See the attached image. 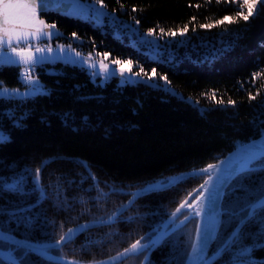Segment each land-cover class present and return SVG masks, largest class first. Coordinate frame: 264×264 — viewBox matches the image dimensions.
<instances>
[{
  "label": "trees",
  "instance_id": "trees-1",
  "mask_svg": "<svg viewBox=\"0 0 264 264\" xmlns=\"http://www.w3.org/2000/svg\"><path fill=\"white\" fill-rule=\"evenodd\" d=\"M84 2L85 13L55 14V22L85 52L119 60L111 66L115 74L93 79L85 66L66 63L57 75L42 76L40 93L0 97V133L6 138L0 143V229L37 242L58 240L81 222L105 219L126 202V191L216 162L264 132L259 2L245 21L231 0H104L110 15L102 22L89 11L93 0ZM128 61L131 72L122 77L119 68L128 69ZM18 75V67L0 66V86L21 90L25 85ZM256 165L227 187L211 252L241 220L240 210L264 189V162ZM205 178L190 176L141 196L115 222L87 229L51 251L89 262L149 233L146 241ZM196 223L189 219L149 255L144 251L119 264H183ZM0 247L15 245L0 240ZM15 255L23 264H60L22 247ZM242 261L264 264V215L250 217L236 244L213 264ZM0 264L12 262L0 257Z\"/></svg>",
  "mask_w": 264,
  "mask_h": 264
},
{
  "label": "snow or ice",
  "instance_id": "snow-or-ice-1",
  "mask_svg": "<svg viewBox=\"0 0 264 264\" xmlns=\"http://www.w3.org/2000/svg\"><path fill=\"white\" fill-rule=\"evenodd\" d=\"M84 0H0V66L5 64L16 65L24 64L29 66V72L22 76V80L25 84L30 85L31 88H38V81L35 80L30 74L31 69L35 68L37 65L46 62L52 58L53 53H63L65 51L64 46L56 45L53 48L51 45L47 47H36L34 50L32 48V43L41 41H50L52 37L58 36L59 33L54 31L55 25L47 24L43 19L40 18V12H47L49 10L50 4H55L59 9L63 5L77 6L83 4ZM219 2V0H217ZM257 2L261 4V12H264V0H231V3L236 5L237 15L243 20L247 21L250 16L254 15V9L256 8ZM119 3V0H117ZM98 4L99 7L94 5ZM107 5L104 4V0H93V7L89 9L97 18L110 15L105 9ZM245 8L247 9V14H244ZM81 12L84 11L83 8L80 9ZM73 14V13H66ZM115 19V17H113ZM217 23H223V21H217ZM201 28H211L212 24H201ZM149 29V33H151ZM163 31V30H162ZM172 34V33H170ZM73 36L76 34L73 33ZM183 35V33H181ZM27 45V47H20V45ZM70 48V46H69ZM8 49V51H5ZM74 51V50H73ZM80 53H76L77 57H80ZM91 54L89 57L81 58V63L87 62L92 69V75L97 76L101 73L104 74L105 79L114 75L116 72L115 68H111L109 64L99 61V67L97 68V63L91 60ZM113 64H120L119 60L112 62ZM131 61H128L129 68L125 69L123 67L119 68V72L122 77L126 71L131 72ZM153 75H155V69L152 70ZM140 72L145 76L148 74L144 72L141 67ZM132 75H138L133 73ZM127 80H131V76L126 77ZM149 80L152 79L151 76L148 77ZM166 80V77H163ZM26 98L29 95L35 94L32 90L24 93H20L18 90H9L0 86V97L10 98L11 95ZM232 103V101H229ZM6 138L3 133H0V143H3ZM255 145L250 146L246 150V154L234 161L235 168L227 176L221 174V166L217 164H208L203 169H193L190 174L192 177H198L200 175H207V179L204 180L202 184L199 185L197 190V195L189 203L188 198L183 199L178 207L172 211L169 215V223H174L175 219L181 214L182 210L185 208L192 209L189 215L184 217V220L180 221V225H184L193 216L201 217V223L197 224L195 229V236L190 244V252L187 254L189 264H207L206 249H208L209 244L214 241L219 232L221 226L220 216L223 214L222 209V198L225 194V189L228 184L233 179H237L243 176L246 172L251 171L257 163L264 162V148L260 150H254ZM37 174L40 169H37ZM215 173V175L213 174ZM189 174H182L180 177L169 178L166 182H157L156 184H151L144 189L133 193V200H130L127 206H130L135 197L144 195L150 191H159L164 187H173L176 184L182 182L187 178ZM95 179V177H93ZM9 188L15 189V185H8ZM107 195V194H105ZM192 196V193L188 194ZM122 205L121 209L127 207ZM119 211L114 212L112 216L108 218L107 221H99V223L113 222L119 215ZM244 213L241 220L238 222L242 223L245 219L255 216L256 214L264 215V189L260 190V195L251 200V202L240 210ZM231 215H237L236 211H233ZM207 217V222L204 218ZM132 218L129 217V220ZM98 223L93 221L92 224ZM92 225L85 223L78 225L76 227H70L67 231L60 236L58 240H55L51 244L46 245L44 248L39 249L42 256L47 257L48 250L55 248L59 250L66 243H71L76 236L85 232ZM63 228V225H61ZM240 229L239 226L231 236L229 240L226 241L225 247L234 246L238 239ZM167 233H163L158 240H152L151 245L143 243L146 237H141L131 243L129 247L123 249V251L118 252L115 256H111L106 260L89 261L87 264H119L122 259H125L132 255H139L145 250L150 249V246L155 245L159 240L163 239V236ZM12 238L8 236L3 229H0V240L9 241ZM29 248L31 246H28ZM36 250V249H32ZM220 250H218L219 252ZM60 264H84L83 261L78 260H65L63 257L58 258ZM12 264H16V261H12Z\"/></svg>",
  "mask_w": 264,
  "mask_h": 264
},
{
  "label": "water",
  "instance_id": "water-1",
  "mask_svg": "<svg viewBox=\"0 0 264 264\" xmlns=\"http://www.w3.org/2000/svg\"><path fill=\"white\" fill-rule=\"evenodd\" d=\"M70 8H71V5H66V6H61L59 9L58 8H56V10L57 11H59V12H67V11H69L70 10ZM95 18L98 20V21H103L104 20V17H100V18H97L96 16H95ZM35 80H37L38 81V84H39V80L38 79H35ZM252 145H255V149L254 150H260L261 148H264V132L263 133H261L259 136H257V137H254V138H251V139H249V140H247V141H245V142H243V143H241V144H239V145H237L235 148H233L231 151H229L228 153H226L223 157H221L218 161H216V162H211V163H208V164H217V165H220L221 166V174L222 175H225V176H227L230 172H232L233 170H234V168H235V164H234V161H236V160H238L239 158H241L242 156H244L245 154H246V150L250 147V146H252ZM50 159H52V157L51 158H48V159H46L44 162H43V164L44 163H46L48 160H50ZM82 161H83V163L87 166V162H86V160H84V159H82ZM207 164V165H208ZM207 165H205L204 167H201V168H197V169H203V168H205ZM257 167H259V166H255L253 169H255V168H257ZM87 169H88V171L89 172H91L90 171V169L87 167ZM192 171H193V169L192 170H187V171H185V172H182V173H179V174H176V175H173V176H170L169 178H174V177H180L182 174H189V175H187V177H190L191 175V173H192ZM214 175H215V173H213ZM206 175V174H205ZM94 177V176H93ZM169 178L166 180V181H168L169 180ZM207 179V175H206V178L204 179V180H206ZM95 181L97 180L96 179V177H95V179H94ZM234 180V179H233ZM233 180H231V182L233 181ZM166 181H156V182H152V183H149V184H147V185H145V186H143V187H141V188H137V189H133V190H130V191H126V192H128L129 193V197H128V199L126 200V202L123 204V205H128V203H129V201L130 200H133V193H136V192H138L139 190H141V189H144L145 187H147L148 185H151V184H156L157 182H166ZM204 182V181H203ZM202 182V183H203ZM230 182V183H231ZM201 183V184H202ZM229 183V184H230ZM229 184H228V186H229ZM227 186V187H228ZM227 187H226V189H227ZM166 188H169V187H164L162 190H164V189H166ZM199 188V186L195 189V190H197ZM226 189H225V192H226ZM151 192H153V191H150V192H148V193H146V194H149V193H151ZM192 193V196H187V198H188V201L190 202V200L192 199V197L193 196H195V195H197V192L196 191H192L191 192ZM146 194H144V195H146ZM144 195H140V196H137V197H135V199H134V202L138 199V198H140L141 196H144ZM225 195V194H224ZM224 195H223V198H222V202H223V199H224ZM42 197H44V191L42 190ZM42 199H40L38 202H36V203H34V204H32V205H30V206H27V207H23V208H20V209H17L16 211H21V210H25V209H28V208H30V207H32V206H35V205H37L40 201H41ZM133 202V203H134ZM132 203V204H133ZM131 204V205H132ZM130 205V206H131ZM130 206H127L126 208H124V209H121V206L117 209V210H115L114 212H117L118 210H120L119 211V215L117 216V218L120 216V215H122ZM222 209H223V207H222ZM175 210V209H174ZM173 210V211H174ZM188 210H192V209H188V208H185V209H183L182 210V212L183 211H188ZM113 212V213H114ZM181 212V213H182ZM192 212V211H191ZM225 212V209H223V213ZM112 213V214H113ZM112 214L110 215V216H112ZM180 215V214H179ZM178 215V216H179ZM189 215V214H188ZM110 216H108L107 218H105V219H98V220H90V221H85V222H81V223H79V224H76V225H73V226H70V227H76V226H78V225H82V224H85V223H88V224H90V225H92L91 227H89L88 229H91V228H94V227H96V226H100V225H105V224H110V223H113V222H115L116 220H117V218L115 219V221H113V222H108V223H99V221H107L108 220V218L110 217ZM187 216V215H186ZM222 216H223V214L220 216V220H221V222H222ZM192 218H196L197 219V223H196V226H197V224H200L201 223V217H196V216H193ZM177 219V218H176ZM176 219H175V222L174 223H169V216L160 224V226L159 227H156V228H154V230H155V233L147 240V241H142L143 243H146V244H150L151 245V241L152 240H158V238L163 234V233H167V235H164L163 236V239H161V240H159V242L158 243H156L155 245H153V246H150V249H148V250H145L146 251V256L147 255H149L151 252H153V250H155L162 242H163V240L167 237V236H169L173 231H175L176 229H178L179 227H181V226H179V227H177L178 225H180V221H182V220H184V217L182 218V219H180L179 221H176ZM191 219V218H190ZM249 219V218H248ZM248 219H245L242 223H239V225L237 224L236 226H235V228L232 230V232L230 233V235L227 237V239L224 241V243L217 249V250H215L214 252H211V249H212V246H213V244H214V242H215V240L214 241H212L210 244H209V247H208V249H206V256H207V264H213L217 259H219L222 255H223V253H224V251L229 247H225V244H226V241H228L229 240V237L231 236V234L233 233V231H235L236 229H237V227L239 226V229H241L242 228V226L244 225V223L248 220ZM93 221H97L98 223H96V224H92V222ZM204 221L205 222H207V217H205L204 218ZM69 227V228H70ZM67 231V230H66ZM65 231V232H66ZM5 233L8 235V236H10L12 239L11 240H9L8 242H10L11 244H13V245H15V247L14 248H10V249H4V248H1L0 247V257L1 258H3L4 260H7V261H10V262H12V261H16V264H23L22 262H21V260H20V258H18L16 255H15V249L17 248V247H22V248H25L27 251H32V252H35V253H37V254H39V255H41L40 254V251H38L39 249H42V248H44L46 245H48V244H51L52 242H54V241H52V242H37V241H33V240H29V239H26V238H22V237H19V236H17V235H15V234H13V233H10V232H7V231H5ZM80 235V234H79ZM194 236H195V233H194ZM193 239H194V237H193ZM28 246H31L30 248L28 247ZM129 247V246H128ZM127 248V247H126ZM32 249H36V250H32ZM52 249H55V248H52ZM52 249H49L48 250V255H47V257H45V256H42V257H44V258H46V259H50V260H53V261H57V262H60L59 261V259L58 258H60V257H63L65 260H75V259H71V258H67V257H65V256H62V255H59V254H55V253H53L51 250ZM125 249V248H124ZM218 250H220L219 252H218ZM121 251H123V249L121 250ZM121 251H119V252H121ZM189 252H190V249H189ZM188 252V253H189ZM118 253V252H117ZM117 253H115V254H113V255H111V256H115ZM111 256H108V257H106V258H103V259H99V260H106V259H108L109 257H111ZM146 256L144 257V258H146ZM126 259V258H125ZM122 260H124V259H122ZM121 260V261H122ZM79 261V260H78ZM95 261H98V260H95ZM120 261V262H121ZM84 264H87V262H84ZM183 264H189V262H188V256L186 257V259H185V261H184V263Z\"/></svg>",
  "mask_w": 264,
  "mask_h": 264
},
{
  "label": "rangeland",
  "instance_id": "rangeland-1",
  "mask_svg": "<svg viewBox=\"0 0 264 264\" xmlns=\"http://www.w3.org/2000/svg\"><path fill=\"white\" fill-rule=\"evenodd\" d=\"M81 8L84 9L83 12L80 11ZM73 12H74L75 15H76V13H85L86 12V5L85 4H81L79 6L75 5V7L73 9ZM99 22H101V21H99ZM136 33H140V32L137 31ZM66 43H67L66 45H64L63 43L62 44H59L58 43V44L52 45V43H51V46L53 48H55L56 45H62V46H64L65 51L63 53H53L52 54V58L49 59L50 62H48L47 64H45V66L47 67L46 71L59 73L60 67H53V62L52 61L53 60L60 59L63 62H65L63 64H66V63L72 64V63H74V64H79V65L85 66L89 70V72L92 73V69L90 68V66H89V64L87 62L81 63V58H83V57H89V53H87V52H85L83 50L81 44L78 45V44H75V42L73 43V41L70 40V38L68 39V41ZM32 44H34V45H31L32 48H33V50L36 47H47V45H42L40 43H37V44L32 43ZM69 46H70V48H69ZM20 47H27V45L21 44ZM76 53H80L81 54L80 57H77L76 56ZM90 58H91L92 61H95L97 63V68L99 67V61L100 60H103V62L106 63V64H109L110 63L109 66L110 67L112 66L113 60L106 61V60L103 59V57H99V58L98 57H94L92 54H91V57ZM20 66H22V64ZM25 69L29 70V66L25 67ZM101 74H103V73H101ZM96 78H97V76H93V79H96ZM37 79H39V78H37ZM24 85H25V87L21 88V90L20 89H17L20 93H24V92H27L29 90H32L35 94H37V93H40L44 89L43 83H41L40 80H39V84H38L39 86H38V88H35V89L31 88L30 85H27L25 83H24ZM188 211H189L188 212V214H189V213H191L192 210H188Z\"/></svg>",
  "mask_w": 264,
  "mask_h": 264
},
{
  "label": "flooded vegetation",
  "instance_id": "flooded-vegetation-1",
  "mask_svg": "<svg viewBox=\"0 0 264 264\" xmlns=\"http://www.w3.org/2000/svg\"><path fill=\"white\" fill-rule=\"evenodd\" d=\"M64 6H66V5H64ZM74 7H75V4H72L69 11H67V12H59V11L56 10L57 6L55 4H50L49 5V10L46 13L45 12H40V14H39L40 18L43 19L49 25H55V30L54 31L58 32L59 35L58 36L54 35L50 41H41V42H35L34 41L33 43H35V44L40 43L42 45H47V46L51 45V43H52V45L58 44V43L59 44L63 43L64 45H66L67 44L66 42L68 41L69 36L60 27L57 26V24L55 22V14H59L61 16H65V17H72L73 15H75L74 12H73ZM66 13H73V14H66ZM32 45H34V44H32ZM5 51H8V49H5ZM48 62H50V61L47 60L46 62H44L42 64H39L35 68L31 69L30 74L32 75V77L34 79L39 78L38 80L42 81V79H43L42 76L43 75H57L58 74V73H55V72L46 71L47 67L45 66V64H47ZM52 62H53V67H60L63 63H65V62H63L60 59L53 60ZM20 65L16 66V65L5 64L4 66L18 67V69H19V75L18 76H19V79L23 82L22 76L25 73L29 72V70L25 69V67H27V65H24V64H22V66H20ZM232 264H247V262L246 261L234 262Z\"/></svg>",
  "mask_w": 264,
  "mask_h": 264
},
{
  "label": "bare ground",
  "instance_id": "bare-ground-1",
  "mask_svg": "<svg viewBox=\"0 0 264 264\" xmlns=\"http://www.w3.org/2000/svg\"><path fill=\"white\" fill-rule=\"evenodd\" d=\"M196 196V195H195ZM195 196L192 197V199L190 200L189 203H191V201L195 198ZM185 217V216H184ZM182 219V218H181ZM177 220V219H176ZM179 221V220H178ZM149 233L145 234L143 237L147 236ZM147 241V240H146ZM146 258H143V262H145Z\"/></svg>",
  "mask_w": 264,
  "mask_h": 264
}]
</instances>
